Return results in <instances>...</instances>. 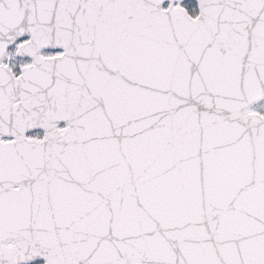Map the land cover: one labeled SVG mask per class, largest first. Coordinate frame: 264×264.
I'll list each match as a JSON object with an SVG mask.
<instances>
[{"label":"snow or ice","instance_id":"1","mask_svg":"<svg viewBox=\"0 0 264 264\" xmlns=\"http://www.w3.org/2000/svg\"><path fill=\"white\" fill-rule=\"evenodd\" d=\"M0 264H264V0H0Z\"/></svg>","mask_w":264,"mask_h":264}]
</instances>
